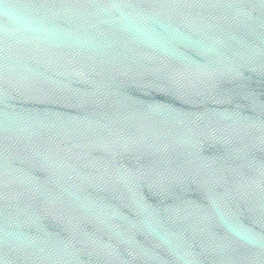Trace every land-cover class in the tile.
I'll list each match as a JSON object with an SVG mask.
<instances>
[{
  "label": "water",
  "instance_id": "water-1",
  "mask_svg": "<svg viewBox=\"0 0 264 264\" xmlns=\"http://www.w3.org/2000/svg\"><path fill=\"white\" fill-rule=\"evenodd\" d=\"M0 264H264V0H0Z\"/></svg>",
  "mask_w": 264,
  "mask_h": 264
}]
</instances>
